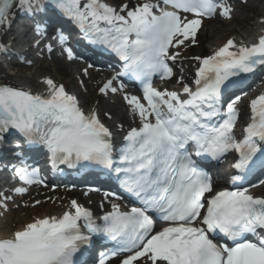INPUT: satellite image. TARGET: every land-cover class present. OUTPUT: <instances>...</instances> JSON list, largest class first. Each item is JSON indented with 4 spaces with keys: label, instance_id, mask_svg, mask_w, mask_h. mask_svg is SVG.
I'll list each match as a JSON object with an SVG mask.
<instances>
[{
    "label": "snow or ice",
    "instance_id": "6c2138e0",
    "mask_svg": "<svg viewBox=\"0 0 264 264\" xmlns=\"http://www.w3.org/2000/svg\"><path fill=\"white\" fill-rule=\"evenodd\" d=\"M233 11L229 0H0V58L17 55L12 25L17 14L26 15L36 37L29 47L38 56L53 52L54 41L75 59L68 35L75 30L93 56L118 58L119 70L97 86L99 97L125 92L124 77L142 91L123 96L135 126L117 125V140L95 106L50 75L41 74L35 86L0 78V150L15 137L14 177L46 184L26 155L43 150L52 171L100 168L139 205L124 211L112 203L104 211L101 204L97 216L72 199L62 213L33 216L0 237V264H264V195L243 187L264 170V92L245 105L231 91L264 68V28L254 42L227 38L189 57L191 86L183 69L178 79L174 70L181 56L175 49L198 45L205 19H230ZM33 63L17 55V64ZM154 76L181 87L160 89ZM103 116L112 120L110 112ZM230 153L235 174L230 187L218 189L205 162ZM27 191L0 190V208ZM95 238L112 246L93 258Z\"/></svg>",
    "mask_w": 264,
    "mask_h": 264
},
{
    "label": "bare ground",
    "instance_id": "6f19581e",
    "mask_svg": "<svg viewBox=\"0 0 264 264\" xmlns=\"http://www.w3.org/2000/svg\"><path fill=\"white\" fill-rule=\"evenodd\" d=\"M242 19L246 18L247 14L246 12H241L239 14ZM240 22V21H239ZM224 21L217 20V21H212L210 22L209 28L207 29V32H205L204 36V41L207 42V44L202 45L198 47L200 50L199 52H206L208 50H211L212 47L216 45H221L224 42H226L227 38H234L236 41H241L243 40L246 42L249 39H252L256 36H258L261 32V29L264 28V25L259 23V19L255 20L254 23H250L249 25H241L240 23L236 24H231V25H223ZM247 24V23H245ZM12 34H15L17 37V42L20 41L21 39L19 38V32L14 31L12 29ZM16 45V44H15ZM197 49V50H198ZM33 48H30L29 46H23L22 48H14L13 51H16L19 53V55L24 56L28 60H32L30 58V54ZM35 51V50H33ZM18 55V54H17ZM71 64V63H69ZM2 65V64H1ZM56 66L58 67V74L56 75V80L61 81L64 83V81L61 78V74L65 75L66 73V68L68 67L67 64H62V63H56ZM35 69V71H31L29 73H24V71L21 68V65H17L16 67H13L8 70H4L3 67L0 66V78L6 79L7 81L14 83V84H33L35 86V81L38 77H40L41 74H46V73H41L38 71L35 67H32ZM52 77V76H51ZM67 76H64V79H66ZM66 84V83H65ZM67 85V90L70 91L68 84ZM85 97V96H84ZM108 99V96L106 97ZM87 99V98H86ZM97 99V96L94 95V97L91 100H87V105L88 106H95L98 108H101L99 106L100 101L97 104L94 105V100ZM111 100L104 101V109L102 110L105 111H115L113 113L114 116V121H118V125L122 122H125L126 117L119 112L116 109H119L118 102L114 100V98H110ZM101 112V113H102ZM108 120V119H107ZM224 170V167H219V171L222 172ZM264 187V185H263ZM66 201H61L58 199H50L47 203H41L40 205L36 206V209H27V213L23 214V211L21 209H18L16 211H11V215L13 214V217L11 218V215L6 216V221H4L3 217L7 213V210H4L1 208L2 212L0 211V234L3 236L8 235L9 231L14 230L15 228L19 227L23 222H27L30 220L31 217L36 216V215H45V214H50V213H56L57 211L64 209L66 207ZM9 205V204H8ZM16 205V204H15ZM25 203L17 204V207H25ZM41 209L40 212L37 211V209Z\"/></svg>",
    "mask_w": 264,
    "mask_h": 264
},
{
    "label": "rangeland",
    "instance_id": "374dc122",
    "mask_svg": "<svg viewBox=\"0 0 264 264\" xmlns=\"http://www.w3.org/2000/svg\"><path fill=\"white\" fill-rule=\"evenodd\" d=\"M258 4H260V3H258ZM258 8V9H257ZM260 9H261V6L260 5H258V6H256V7H254V8H250V9H248L247 10V16H248V18H247V22L248 21H251V19H252V14L253 15H260V13H261V11H260ZM242 25V24H241ZM47 70H51V69H47Z\"/></svg>",
    "mask_w": 264,
    "mask_h": 264
}]
</instances>
